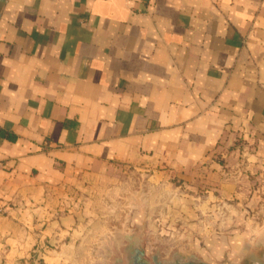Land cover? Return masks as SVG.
Returning a JSON list of instances; mask_svg holds the SVG:
<instances>
[{
    "label": "crops",
    "instance_id": "obj_1",
    "mask_svg": "<svg viewBox=\"0 0 264 264\" xmlns=\"http://www.w3.org/2000/svg\"><path fill=\"white\" fill-rule=\"evenodd\" d=\"M130 190L264 264V0H0V264H112Z\"/></svg>",
    "mask_w": 264,
    "mask_h": 264
},
{
    "label": "rangeland",
    "instance_id": "obj_2",
    "mask_svg": "<svg viewBox=\"0 0 264 264\" xmlns=\"http://www.w3.org/2000/svg\"><path fill=\"white\" fill-rule=\"evenodd\" d=\"M140 184L142 185L143 184V181H141ZM143 187L144 186L142 185V188ZM144 194H145L144 191L143 192L136 193V191L133 192V191L130 190L129 191V194H126V195L123 196L122 201H120L121 199H119V198L117 199V202H124V204H123L124 207H127V209L126 210L124 209V211H123V213L121 215V220H122V225L120 224L121 227H119V226L116 227V229L118 230V232L123 235V240H126V238H127L128 240L131 241L133 239L132 238L133 236L130 237L128 235H125V234H131V230H132V229H129L126 226V224H127L126 222L131 217H133L134 214H136V212H135V210H136L135 208L136 207H138V206L141 207V206L147 204L145 202V199L146 198H145V195ZM81 197L82 196H80L78 199L80 200ZM106 202H109V203H107V204H109V206H111L112 204H115L116 203L115 200H114V198H111L109 200H106ZM75 203H78V200ZM150 204H152V203H150ZM81 206H82V203H81ZM143 210H145V209L143 208ZM96 215L99 216L100 215L99 212H97ZM102 215L105 216V215H109V214H107V213L104 212ZM82 216H83L82 218H86L85 215H82ZM119 219L120 218H119V215H118L117 220H119ZM133 231L134 230H132V232ZM136 231L137 232H134L132 235H134L135 233H138L139 234V237L143 240V247L147 251V256L146 257L149 258L150 261H151V259H150L151 256L153 254H156V253H164L165 251H168V252H171V253H175L176 250L178 249V247L181 244L180 242L183 241V240H181V241L179 240L180 233L182 235L183 234V231H180L177 228H168V229H164V230L160 229L158 233H157V231L154 230L157 235H154L152 232L150 234H148V231L146 229H142V228H140V229H138ZM189 232L191 233V235H190V237H191V247H193V249H196L195 247L197 246V244H194L192 242L193 240H195L194 231L190 230ZM152 234H153V236H152ZM162 235L165 236V238H168L169 239L168 240L169 243H167L165 245L158 243L160 240H162ZM198 237L200 239L201 236L199 235ZM128 246H129V244H128ZM124 247H126V246H123V249H124ZM124 253L125 252L123 251V253H122L123 257L125 256ZM182 253L183 254H186L187 253V255H190V252L189 251L182 252ZM196 254L198 255V253H195V255ZM116 255H117L116 256V259L119 258L118 257L119 254H116ZM171 255H169V257H164V258H170ZM97 257H99V259H100L101 258V253H97ZM100 264H104V261H101Z\"/></svg>",
    "mask_w": 264,
    "mask_h": 264
},
{
    "label": "water",
    "instance_id": "obj_3",
    "mask_svg": "<svg viewBox=\"0 0 264 264\" xmlns=\"http://www.w3.org/2000/svg\"><path fill=\"white\" fill-rule=\"evenodd\" d=\"M133 239L127 246L124 257L117 258L112 264H211L196 255H187L182 252H175L170 258H164L161 253H156L151 256V261L147 258V251L143 247V240L135 233ZM161 254V255H160ZM251 264H259L251 262Z\"/></svg>",
    "mask_w": 264,
    "mask_h": 264
},
{
    "label": "built area",
    "instance_id": "obj_4",
    "mask_svg": "<svg viewBox=\"0 0 264 264\" xmlns=\"http://www.w3.org/2000/svg\"><path fill=\"white\" fill-rule=\"evenodd\" d=\"M3 210H2V208L0 207V212H2Z\"/></svg>",
    "mask_w": 264,
    "mask_h": 264
}]
</instances>
